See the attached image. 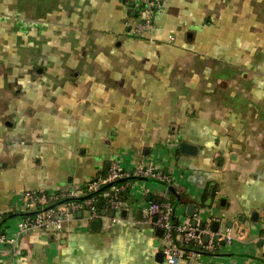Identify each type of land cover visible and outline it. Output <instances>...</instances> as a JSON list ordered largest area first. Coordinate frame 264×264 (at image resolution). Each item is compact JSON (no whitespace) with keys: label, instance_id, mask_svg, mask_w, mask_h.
Instances as JSON below:
<instances>
[{"label":"crops","instance_id":"1","mask_svg":"<svg viewBox=\"0 0 264 264\" xmlns=\"http://www.w3.org/2000/svg\"><path fill=\"white\" fill-rule=\"evenodd\" d=\"M139 9L138 0H0L6 223L22 214L25 192L84 190L113 164L133 174L126 218L99 219L94 231L84 213L64 236L29 233L0 264H158L164 241L140 205L166 200L174 225L193 217L231 229L232 244L200 264H264V0H162L143 34ZM140 166L172 184L136 178Z\"/></svg>","mask_w":264,"mask_h":264},{"label":"built area","instance_id":"2","mask_svg":"<svg viewBox=\"0 0 264 264\" xmlns=\"http://www.w3.org/2000/svg\"><path fill=\"white\" fill-rule=\"evenodd\" d=\"M139 18L136 33L150 32L154 27L156 11L161 7L162 0H138ZM174 41L173 37H170ZM136 178L153 179L159 182L172 184L169 173L152 166H140L134 173ZM133 174L126 173L119 164H113L107 175L99 176L84 190L76 192L46 193L40 191H28L22 196V214L16 217L13 226L5 224L4 233L0 232V252L6 251L7 245H16L22 236L34 232H43L47 235L60 237L72 232L73 223L78 221L79 213H87L89 222L102 218L112 223L122 220L121 216L108 217L101 213L98 201L104 200V209L113 213H121L128 210L126 188L131 186ZM131 180L126 185L117 184L122 180ZM112 184L110 188L98 193L102 188ZM106 204V205H105ZM142 222L150 224L155 230L163 231L164 245L161 253L165 256L167 264H200L202 253L187 250L193 243L203 252H214L221 243L232 244L234 236L231 229L225 232L214 233L210 224L199 231L197 227L189 224L174 225V208L170 202L151 201L140 205ZM13 232L11 233V229ZM208 237L206 243L204 237Z\"/></svg>","mask_w":264,"mask_h":264},{"label":"water","instance_id":"3","mask_svg":"<svg viewBox=\"0 0 264 264\" xmlns=\"http://www.w3.org/2000/svg\"><path fill=\"white\" fill-rule=\"evenodd\" d=\"M179 149L180 151L185 154V155H195L196 153V147L195 146H192L190 144H187V143H181L180 146H179ZM109 164H107L106 168L107 170H109ZM112 186V184L102 188L98 193H102L104 192L105 190H107L108 188H110ZM132 202H133V198H130L129 201H128V206H131L132 205ZM98 208L102 211V214L105 215L106 212L104 210V206H103V201L99 202L98 204ZM193 209V210H192ZM192 211H190V215L191 216H194V211H195V208H191ZM128 215V212L127 210H123L121 213H113L111 212L109 214L110 217H117V216H121L122 218H126ZM79 217H82V213H79L78 214ZM193 227H197L199 229V231H203L209 224H206V222L204 221H198V220H194L191 224ZM99 227H100V222L99 221H93L91 223V229L94 230V231H98L99 230ZM210 228H211V231L214 232V233H217L218 230L220 229V223L217 222V221H213L210 223ZM264 233V232H263ZM156 236L159 237V238H162L163 236V231L161 229H158L156 231ZM204 240L205 242L207 243L208 242V237L205 236L204 237ZM263 242H261L262 244ZM156 262L158 264H163L165 263V256L163 253H157L156 255Z\"/></svg>","mask_w":264,"mask_h":264},{"label":"trees","instance_id":"4","mask_svg":"<svg viewBox=\"0 0 264 264\" xmlns=\"http://www.w3.org/2000/svg\"><path fill=\"white\" fill-rule=\"evenodd\" d=\"M104 175H107V172L104 171L103 172V176ZM132 180V179H131ZM130 179L129 180H122V181H119L117 184H120V185H126V183H128L129 181H131ZM129 192V187L126 188V193ZM174 198V197H173ZM171 205L173 206V203L170 201ZM190 218V217H189ZM195 219H193V217H191L189 219V222L192 223ZM8 221V217L7 215H0V232L1 233H4V230H5V223ZM264 234V233H263ZM187 250H194V251H198L202 254L206 253V252H203L201 249H199L198 246H196L195 244L191 243L188 245L187 247Z\"/></svg>","mask_w":264,"mask_h":264}]
</instances>
